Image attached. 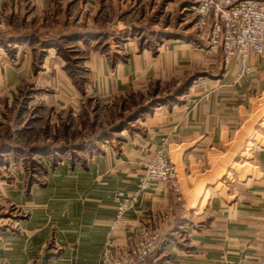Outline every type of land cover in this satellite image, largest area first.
<instances>
[{
  "label": "crops",
  "instance_id": "crops-1",
  "mask_svg": "<svg viewBox=\"0 0 264 264\" xmlns=\"http://www.w3.org/2000/svg\"><path fill=\"white\" fill-rule=\"evenodd\" d=\"M75 1L81 9L76 16L74 10L73 21L85 16L86 27L71 21ZM52 6L61 7L60 19H54L69 35L85 27L111 28L125 37L126 56L121 49L114 59L93 50L89 60L90 68L119 70L122 77L111 81L114 86H134L130 79L145 72L170 76L183 70V58H191L188 66H194L204 55L183 42L180 27L172 30L164 19L173 13L171 7L181 14L192 11L185 0L179 5L172 0H55ZM108 12L111 18L105 17ZM147 33L169 40L153 51L137 41ZM246 66L249 71L236 80L244 65L232 59L221 75L194 84L179 105L150 116L145 134L94 156L83 168L62 162L45 186L28 191L21 175L15 184L2 180L0 203L28 213L19 233L0 236V260L33 264L41 257L44 264H99L109 238L126 246L144 224L156 227L168 214L152 264H259L264 260V59L252 57ZM164 139L179 191L146 192L126 213L131 226L112 231L118 191L136 189Z\"/></svg>",
  "mask_w": 264,
  "mask_h": 264
},
{
  "label": "rangeland",
  "instance_id": "rangeland-1",
  "mask_svg": "<svg viewBox=\"0 0 264 264\" xmlns=\"http://www.w3.org/2000/svg\"><path fill=\"white\" fill-rule=\"evenodd\" d=\"M172 1L179 5L183 0ZM54 2L0 0V143L7 141L12 145H26L29 151L32 146L40 147L37 152L16 158L14 151L3 153V158H0V182L3 180L6 184H15L21 175L28 191L34 186L47 185L50 174L64 161L79 164L83 168L94 156L111 148L119 150L127 138L145 134L150 116L161 109L170 110L179 105L183 95L194 84L221 75L228 63L222 49L217 53L210 52L208 31L196 27L193 10H185L181 14L180 10L171 7L173 13L169 14V18L164 16V19L171 21L172 30H179L180 27L183 30V42L203 49L204 55L198 57L194 66H188L191 58H183V70L170 76L159 72L149 77V73L145 72L130 79V82L134 80V86H114L111 81L116 82L117 78L122 77L118 74L119 70L90 68L89 60L96 50L109 59L118 56L119 49L126 56L125 37L108 28L100 30V37L64 40L60 43L61 49L55 45L46 47L39 40L44 38V34L65 29L62 21L57 23L54 19L61 16V7L52 6ZM80 5L76 1L70 5L73 13L71 21L76 8L75 16L79 13ZM84 10L85 13L89 12V8ZM109 13L106 18H111ZM76 18L74 23L86 27L85 16ZM22 32L28 33L27 36L20 35ZM166 40L169 39L153 37L148 33L137 38L141 47L153 51ZM212 62L215 66H210ZM188 79H193L190 85L183 86V92L176 94V90ZM202 87L207 88L206 85ZM152 100L155 102L151 110H146L124 129L112 130L136 111L139 105ZM106 131L110 132L106 138L97 137ZM89 139L93 141L87 145L81 144ZM62 143H70L76 148L74 151H57L56 154L41 152L44 144L54 145L58 149ZM27 213L22 207L0 203V236L3 232L19 233V224L27 218ZM162 218L166 221L170 219L168 214ZM0 264L7 262L0 260ZM33 264L44 262L39 257Z\"/></svg>",
  "mask_w": 264,
  "mask_h": 264
},
{
  "label": "built area",
  "instance_id": "built-area-1",
  "mask_svg": "<svg viewBox=\"0 0 264 264\" xmlns=\"http://www.w3.org/2000/svg\"><path fill=\"white\" fill-rule=\"evenodd\" d=\"M196 13L195 25L208 31L210 52L222 49L226 62L238 59L244 69L237 75L241 79L252 57L264 59V2L260 0H185ZM81 20V19H80ZM166 140L161 143L145 164L136 189L127 194L118 191L116 195L117 215L112 231L130 227L127 211L149 191H179L175 164L169 159ZM165 217V216H164ZM166 220L156 227L144 224L128 245H120L109 238L103 247L99 264H146L147 257L159 248ZM162 235V236H161ZM46 264H52L50 260ZM259 264H264L261 260Z\"/></svg>",
  "mask_w": 264,
  "mask_h": 264
},
{
  "label": "trees",
  "instance_id": "trees-1",
  "mask_svg": "<svg viewBox=\"0 0 264 264\" xmlns=\"http://www.w3.org/2000/svg\"><path fill=\"white\" fill-rule=\"evenodd\" d=\"M28 33H25L23 34L20 33V35H26ZM102 33L100 31H95L93 29H87V28H83L81 31H79L78 33L76 34H67L65 33L63 30H58V31H55V32H52V33H48V34H44V38L43 39H39L40 40V44H43L45 45L46 47L50 46V45H55L56 47H59L61 49V42L62 41H66L68 40L69 38L70 39H73V38H81V39H86V38H91V37H97V36H101ZM27 36V35H26ZM1 43V41H0ZM193 79H188L185 81V84L183 85L182 84V87L179 89V90H176V94H181V92H183V86L184 87H187L188 85H190V83L192 82ZM171 98V97H170ZM172 98H175V97H172ZM155 101L152 100L146 104H143V105H139L138 106V109L136 111H134L133 113H131L130 115H128V117H126L125 120H123L121 123H118L116 127H113L112 130H122L125 128V126L127 124H129L131 121L137 119L138 117H140L141 114H143L146 110H151L153 108V103ZM110 132L106 131V132H103L101 133L100 135H98L97 137L99 138H106L108 136ZM93 139H89L87 141H82L81 144L82 145H87V143H90L92 142ZM77 146V145H75ZM43 152L44 154H50V153H55L58 151V152H64L62 150H75L74 148V145H71L70 143H62L61 146L57 147L54 146V145H50V144H44L43 147H42ZM83 148V147H82ZM85 148V147H84ZM40 149V147L37 145V146H32L30 151L27 149V146L26 145H21V144H15V145H12V143L10 142H2L0 143V158L2 157L3 158V153H5L7 150H11L12 152L14 151V155H15V158L17 156H20V155H27L29 154V152L33 153V152H37L36 150ZM2 160V159H1ZM0 160V164H2ZM158 249H156L153 253H151L148 257H147V260H146V264H152V259L154 257V255L157 253Z\"/></svg>",
  "mask_w": 264,
  "mask_h": 264
}]
</instances>
